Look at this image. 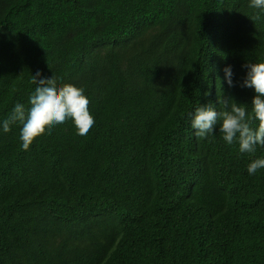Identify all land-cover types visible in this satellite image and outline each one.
Here are the masks:
<instances>
[{
  "label": "trees",
  "instance_id": "16d2710c",
  "mask_svg": "<svg viewBox=\"0 0 264 264\" xmlns=\"http://www.w3.org/2000/svg\"><path fill=\"white\" fill-rule=\"evenodd\" d=\"M252 63L250 0H0V121L37 73L83 88L95 119L27 151L0 129V264H264V169L247 171L264 147L191 126L221 97L251 112Z\"/></svg>",
  "mask_w": 264,
  "mask_h": 264
},
{
  "label": "clouds",
  "instance_id": "9594fccd",
  "mask_svg": "<svg viewBox=\"0 0 264 264\" xmlns=\"http://www.w3.org/2000/svg\"><path fill=\"white\" fill-rule=\"evenodd\" d=\"M250 7L264 11V0H250ZM251 19L254 21L259 16ZM245 67L249 70L243 86L254 88L256 92L251 112L247 105L221 97L220 111L211 103L196 108L191 126L197 138L205 139L214 133L215 126L220 122L219 131L223 140L229 145L238 142L241 153L252 154L257 145L264 147V63H252ZM224 72L228 85L233 86L231 66L226 67ZM39 76L41 74L37 73L33 79L37 87L29 98L30 107L26 109L23 104L17 103L11 115L0 121V129L4 133L10 132L14 124L21 125L19 138L25 151L39 137L68 120L74 122L77 134L81 136L87 135L95 124L89 110L90 100L83 88L71 83L58 86L55 76L37 79ZM254 121H258L255 128L252 127ZM260 169H264V158H256L247 166L249 175H255Z\"/></svg>",
  "mask_w": 264,
  "mask_h": 264
}]
</instances>
